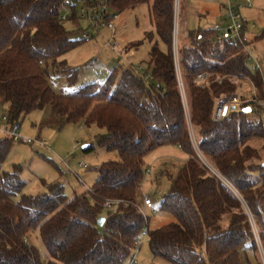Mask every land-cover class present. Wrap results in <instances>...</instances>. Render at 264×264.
Segmentation results:
<instances>
[{
    "label": "trees",
    "instance_id": "obj_1",
    "mask_svg": "<svg viewBox=\"0 0 264 264\" xmlns=\"http://www.w3.org/2000/svg\"><path fill=\"white\" fill-rule=\"evenodd\" d=\"M62 1L0 0V105H7L10 123L20 124L30 111L49 106L65 122L95 124L105 130L96 143L116 150L118 159L95 167L90 196L84 191L69 196L62 182L42 178V191L25 193V166L1 167L15 139L0 137V264H123L144 223L136 205L145 155L167 143L177 144L187 158L159 203L174 220L148 230L151 253L172 264H246L247 253L256 250L251 217L264 246V164L257 163L259 150L248 144L249 138L264 136L261 120L250 116L263 105L238 102L219 120L213 118L217 99L236 94L231 75L249 78L256 97L264 98L262 72L247 62L246 26L241 40L225 38L221 46L217 27L187 31L189 44L178 47L195 142L215 175L198 157L188 132L172 53L174 0H108L116 13L148 6L153 30L146 33V70L165 88L163 95L154 82L120 66L104 81L85 83L77 92L54 91L42 61L66 67L64 54L81 42L59 17ZM75 12L72 22L77 23ZM154 34L164 50L153 41ZM261 39L264 29L251 41ZM204 70L211 71V80L195 84L193 78ZM217 76L224 78L217 82ZM76 77L77 69L68 70L67 83ZM106 198H120L126 205L98 226ZM35 230L45 262L27 240Z\"/></svg>",
    "mask_w": 264,
    "mask_h": 264
},
{
    "label": "rangeland",
    "instance_id": "obj_2",
    "mask_svg": "<svg viewBox=\"0 0 264 264\" xmlns=\"http://www.w3.org/2000/svg\"><path fill=\"white\" fill-rule=\"evenodd\" d=\"M184 1L179 0L180 48L189 44L184 30L192 32L210 26L221 29L226 27L227 21L224 17L226 0H186L188 5L186 11ZM235 1L243 2V0ZM204 4L205 6H203ZM114 12L116 13V11ZM239 12L242 17L244 16L243 19L245 18L246 29L243 31L248 40L245 51H249L253 58L259 62L260 71L264 77V39L251 41L255 35L260 34L264 29V0H250L249 6L239 7ZM183 17H185L184 20ZM183 21H185V25ZM113 23L114 29L100 28L97 32H92V38L81 41L68 50L63 56L67 62L66 67L53 66L51 61H42L43 66L48 65L45 76L54 91L57 93H74L85 83L102 82L114 66L130 67L135 71L138 66L146 67L150 47L146 33L153 30L148 6L143 4L116 13ZM78 24L81 27L85 26L81 20H78ZM64 26L71 32L75 29L74 24L69 21H64ZM155 40L159 47L164 50L165 47L154 34L153 41ZM108 43L117 45L119 53L122 54L113 52ZM247 62L250 67H254V61ZM70 69H77V77L74 82L69 84L66 81V76ZM237 84L236 94L239 96L240 102L251 101L255 96L253 84L247 80V77H241ZM6 106V104H1L0 109ZM250 116L260 119L264 130V105L259 112L252 111ZM19 130L21 136H28L33 139V142L24 143L15 139L1 167L8 170L15 163H22L25 166L21 173V177L26 182L23 189L25 193L42 191L43 187L39 182L41 178L46 182L59 180L63 183L65 192L69 196L83 192L85 186L92 187L98 175L95 167L103 161L118 159L116 150L106 149L99 146L95 141L96 136L105 131L103 128L95 124L86 125L82 120L77 123L65 122L49 106L34 109L26 114L20 120ZM2 136L3 134L0 132V137ZM40 138L45 141V144L37 143ZM89 144L93 145L92 148L85 150L84 146ZM248 144L259 150L260 160L257 163L264 164V136H253L249 138ZM186 158L187 155L177 144L173 143L164 144L145 155V170L149 169L150 172L145 171L139 192L141 195L147 194L150 197L153 209H155L154 213L149 208L145 209L149 229L158 228L174 220L170 212L159 208V203L162 195L169 188L170 177L177 174ZM81 162L85 163L87 167H78V163ZM68 168H72V172ZM74 171L83 181V185L73 173ZM262 171L264 172V169ZM253 174L257 175L258 172ZM109 213H112L111 209L106 210L102 207L101 216ZM250 221L256 238V250L254 253L251 251L247 253L246 264H264V246L258 236L257 226L252 217ZM27 240L38 250L41 262H45L47 255L38 230L31 232ZM135 264L172 263L155 257L151 253L146 239L137 253Z\"/></svg>",
    "mask_w": 264,
    "mask_h": 264
},
{
    "label": "built area",
    "instance_id": "obj_3",
    "mask_svg": "<svg viewBox=\"0 0 264 264\" xmlns=\"http://www.w3.org/2000/svg\"><path fill=\"white\" fill-rule=\"evenodd\" d=\"M244 5H250V0H243V2L238 3L235 0H226L225 5V14L224 17L227 21V25L224 29H221L216 34V42L221 46L224 43L225 38L229 39H242L241 31L243 30L244 26V19L242 17V14L239 12V7ZM73 10H76L75 16L77 19V23L72 22V13ZM116 13L114 10L110 9L108 5V0H63L60 5V19L62 21H69L70 23L74 24L75 26V39L78 41H85L93 37L92 32H97L100 28H108V29H114V23L113 19L115 18ZM180 16V2L179 0H174L173 3V24H172V53H173V61H174V67H175V74H176V80L178 84V88L180 91V96L182 99V104L184 108V113L186 116V122L188 127V132L190 135V138L192 140V143L202 160V162L209 168V170L214 173L215 175H218L215 169L200 155V152L197 148L193 128L190 122V115H189V104H188V97L186 96V89L183 81V75L184 71L180 66L179 63V53H178V47H179V37H180V30H181V23L179 20ZM78 20H81L84 22V27H81L80 24H78ZM73 32V31H72ZM184 34H187V31L184 30ZM246 38V37H245ZM111 50L113 52L119 53V47L115 45L114 43H108ZM248 54V61H254V67L260 69L259 62L253 58L251 53L249 51H246ZM119 54H122L121 52ZM264 58V55H263ZM136 74L140 75L146 83H151L153 81V76L150 73L149 70H146L145 66H138L136 71L133 70ZM212 78V73L209 70H204L201 72H198L195 77L193 78V82L197 85H204L208 83ZM223 76H217L215 80L217 82H221L223 80ZM231 81L234 83H238L240 78L236 75L230 76ZM247 80L250 82L249 78ZM251 83V82H250ZM155 89L160 93L164 94L165 88L158 82H154ZM255 90V88H254ZM252 102L264 105V99L260 100L255 96H253V99H251ZM240 102L239 96L235 93H226L220 96L215 104L214 112H213V118L215 120H219L223 113H224V107L226 106L227 109L230 105H235L236 103ZM20 124L18 122L10 123L7 118V108L0 109V132L3 135L13 137L14 139H18L24 143H31L33 142V139L28 136H21L20 133ZM38 144H45V141L40 138L37 141ZM66 164V163H65ZM78 167L86 168L87 165L85 163H78ZM70 172H72V168H68ZM146 172H150L149 169L145 170ZM76 177L79 178L80 183L83 185V181L79 177V175L74 171L73 172ZM84 192L90 196L92 194V188L85 186ZM126 203L124 200L120 198H106L103 201L102 207L106 210H112V213L116 212L120 206H125ZM137 209L140 212L144 223L142 225V228L140 230V233L138 237L135 238L133 243V249L130 253V255L127 257V259L124 261L123 264H135L136 263V257L137 253L140 250V247L142 243L147 239L148 236V216L146 215L145 209H150L152 213L155 212V209H153V203L150 197H148L147 194H142L141 196V202L140 204H137ZM101 216V215H100ZM106 219V215H102Z\"/></svg>",
    "mask_w": 264,
    "mask_h": 264
},
{
    "label": "water",
    "instance_id": "obj_4",
    "mask_svg": "<svg viewBox=\"0 0 264 264\" xmlns=\"http://www.w3.org/2000/svg\"><path fill=\"white\" fill-rule=\"evenodd\" d=\"M232 107H234V105H232ZM227 110V107L225 106L224 107V112ZM88 145H85L84 146V149L87 147ZM105 222V217L104 216H99L98 219H97V225L98 226H102Z\"/></svg>",
    "mask_w": 264,
    "mask_h": 264
},
{
    "label": "crops",
    "instance_id": "obj_5",
    "mask_svg": "<svg viewBox=\"0 0 264 264\" xmlns=\"http://www.w3.org/2000/svg\"><path fill=\"white\" fill-rule=\"evenodd\" d=\"M184 3H185V11H186V9H187V7H188V5H187V2H186V0L184 1ZM203 6H205V4L203 5ZM206 11H208V10H206ZM185 13V12H184ZM185 16V15H184ZM244 17V16H243ZM185 19V17H183V20ZM185 21H183V24L185 25V23H184ZM244 22H245V18H244ZM246 26V25H245ZM210 27H215V26H210ZM218 29H221V28H219V27H217ZM246 37V36H245ZM180 148V147H179Z\"/></svg>",
    "mask_w": 264,
    "mask_h": 264
}]
</instances>
